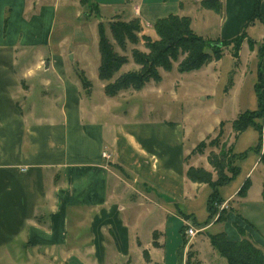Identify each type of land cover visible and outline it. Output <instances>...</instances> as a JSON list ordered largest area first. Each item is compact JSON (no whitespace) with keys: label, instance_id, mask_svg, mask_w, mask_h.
Returning <instances> with one entry per match:
<instances>
[{"label":"crops","instance_id":"crops-1","mask_svg":"<svg viewBox=\"0 0 264 264\" xmlns=\"http://www.w3.org/2000/svg\"><path fill=\"white\" fill-rule=\"evenodd\" d=\"M90 1L99 10L114 4ZM125 1L112 16L137 18L143 30L151 1ZM172 3V10H150L148 26L169 14L187 16L196 34L227 40L246 31L255 0H221L220 13L201 0ZM260 10L264 16V0ZM96 17L79 0H0V264H187L190 252L202 264H226L207 236L218 223L198 226L208 216L209 188L186 176L201 158L191 151L226 119L215 117L192 140L188 116L155 118L150 103L142 119L140 109L122 110L133 96L104 91ZM260 33L256 41L263 25ZM223 57L196 72L217 77ZM261 68L264 77V53ZM251 162L242 178L250 182L246 194L237 196L241 182L222 195L235 211L215 232L247 238L264 254V164L256 154ZM191 225L201 229L194 237L185 234ZM200 234L206 239L194 246Z\"/></svg>","mask_w":264,"mask_h":264},{"label":"rangeland","instance_id":"rangeland-1","mask_svg":"<svg viewBox=\"0 0 264 264\" xmlns=\"http://www.w3.org/2000/svg\"><path fill=\"white\" fill-rule=\"evenodd\" d=\"M92 1L95 2L94 0ZM101 1L114 3V4H111V6L103 5L102 8L99 10V5L98 3L95 2L98 5V10H99V14L97 15L96 18L98 19L100 17L101 22L104 23L107 31V35L109 36V39L113 44V48L117 53V55L126 60V62L123 64L120 70L115 72L111 80L113 81L115 78H117L118 76L124 73H127L129 71L140 70L141 67L133 60L132 53L135 51L138 54L140 53L147 54L148 51L145 48V44L150 40L152 41L157 39L155 32L151 31L152 24L148 26L150 22H152L153 20V14L152 11L150 10L156 12L165 11L167 9L172 10L175 3H172L173 0H149L151 2L147 3L148 5H145L144 7V10L149 11V14L146 17L141 16L142 18L141 20L147 22V23L143 22L145 23V26H143L144 29L142 31L139 30L138 32L135 33L134 41L130 42L129 40L126 39L123 45H121L120 47L112 39L111 35H109L108 26L112 22L117 20L124 21L123 19H120L122 18V16L117 17L112 15L116 14L118 8L121 7L120 4L125 3L126 1L125 0H101ZM127 1L129 2V5L131 2L133 3V0H127ZM87 9H88L87 6H83V10H87ZM125 9L126 8H124V10ZM86 14L87 13L84 12V14L82 15L83 20L87 18ZM85 21L87 20L85 19ZM73 22L74 23H71V25L77 24L76 22L78 21L73 20ZM254 22H255L254 26H252L253 24L251 23L246 27L245 30L247 31V34L240 41L241 44L237 51V56L232 55V51H234L233 44H229L222 48V56L224 57L222 61L219 63V65H217L218 66L217 77H213L214 75L210 73L209 78H207L206 74L208 72H204L205 69L197 72L196 70H192L188 72H179L177 69V65L183 58V56L179 55L177 61H175L176 67L172 66L170 71H165L159 68L160 74L163 77V81L160 84L161 90H157L160 92H156L155 88L158 86H155L153 84L154 83L153 80H149L150 82L148 83L147 86L149 88L144 90L145 92L137 93L140 89L136 91L130 87L124 89L126 90L125 92H123V89L122 90L115 89L116 92L114 96L116 97L126 99L133 96L132 100H130L129 102L131 106L127 102V103H122L121 108L122 110H129L132 107L135 109H140L139 113L137 114L138 118L142 119L146 115L145 108H148L149 106V105L145 106L147 103H150L152 105L149 108H154L153 116L155 118H161V117L163 118V115L164 116L166 115L167 117L165 118L171 117L172 120H176L177 118H180L179 116H183V115L188 116L189 118H187V120H189V125L192 127L193 130L190 137V139L192 140L196 139V136L199 133V131L205 130L207 128V125L215 117L221 118L223 120L226 119V121L223 122V125L221 127L222 135L220 136L219 141L216 140L215 142L213 140H215L214 138H216L219 132L220 125L218 126V128L214 130L212 134H210L209 136L206 137V139L201 141L199 147L196 146V149L191 152V154L194 157H201L199 158V163L197 164V166H194V168H202L206 171H209L212 175V182H215L217 180V175L215 169L212 168L208 163L207 158L209 155L219 157V150L222 142H225L226 145L225 149L228 150L229 147H231V152L233 153L237 154L244 150L248 151V153L244 158H240V159L238 158L234 160L233 164L238 167L239 171L235 176H233V178L230 181H228L226 184L218 188L220 199H222V201L219 203L218 201L213 202L216 210L212 213L211 215L212 217L209 220V222L202 226H207L208 224L214 222L220 224L224 221V220L217 221L220 213L225 212L224 215L226 216V214L229 211L231 210L235 211V208H231L230 206L232 204L230 203L232 200L225 199L222 195L226 196L227 194L234 191L239 186V184H241L244 173L252 165L251 162L252 157L255 156L256 154L260 161V156L264 148V128H263L264 118L262 119V128L259 132H256L255 130L252 129H248L236 141H235L234 132L232 131L230 126L232 119H234L239 113H242L244 111L255 110L257 106L256 96L254 93V84L257 82L256 75H257L259 60L258 57L256 56L257 54L256 50L258 46L260 47L263 41L262 39L256 41V39H258V37L260 36L259 34H261L260 32L262 31V24L258 20H255ZM210 30L211 32L207 34L213 36L214 34L213 32H215L214 27L213 28L211 27ZM145 34L150 38L149 41L148 38L145 37ZM95 37H97V30L95 32ZM206 37L207 39L211 38L209 35ZM249 39L252 40L253 49H250L251 47H249V43L247 42ZM230 56L234 59V61L229 58ZM104 82L105 85L108 83L107 81ZM209 86L212 87L210 90H213L214 93L212 96H204L203 92L209 90L208 89ZM233 86H235L234 90L231 91L230 95L227 97L226 95L229 94V90L233 89ZM262 92L264 93V91ZM223 101H227V104H224V107L226 106V108H224L219 112L217 110L216 111L217 113L215 114L209 113L210 108L212 109L221 108V103ZM182 106H184L183 109ZM133 108L132 110H134ZM167 109L170 112H167L166 111ZM169 113L170 114L172 113L171 116L169 115ZM128 117L130 118L131 116ZM204 165L206 166V168L203 167ZM225 169L227 168L225 167ZM258 169H255L253 171V179L258 178L260 180ZM224 172L226 173V175H230L227 172V170H225ZM243 183H250L249 179L246 178L242 182V184ZM206 186L209 188V194H210L211 188L207 184ZM253 189L256 192L257 189L256 184L254 185ZM255 192H252V194ZM237 196H243V195L237 192ZM198 199H200V197H198ZM225 202L227 203L226 204L227 207L226 208L221 207V205L224 204ZM197 208H198L197 211L198 214L200 212V209L199 207ZM232 213L234 214V212ZM218 224H216L211 230H215V231L218 230L217 229L219 226ZM199 230L200 229L197 228L198 232ZM215 231H212L210 233L211 234L217 233ZM196 239L198 242L194 246H197L199 243H201L202 241L201 239H206L205 234L198 235ZM192 253L193 252L189 253L191 254L190 260L192 262L197 261L200 264H202L200 260L197 259V257H195L194 254Z\"/></svg>","mask_w":264,"mask_h":264},{"label":"trees","instance_id":"trees-1","mask_svg":"<svg viewBox=\"0 0 264 264\" xmlns=\"http://www.w3.org/2000/svg\"><path fill=\"white\" fill-rule=\"evenodd\" d=\"M261 1L255 0L253 12L246 20L244 28L253 23L255 19H258L263 25L264 32V16L260 10ZM79 2L82 6H87L89 11H95L96 15L99 14L97 4L92 3L90 0H79ZM200 5L205 9L215 10L217 13H220L222 8L221 0H201ZM108 27L109 35H111L112 39L120 47L126 39L130 42L134 41L135 33L139 30L142 31V27L137 18L129 21L117 20L112 22ZM152 28L157 39L151 41L145 34L148 41L150 40L145 44L148 53L138 54L135 51L132 53L133 60L141 67L140 70L129 71L111 81L115 72L120 70L126 60L119 57L115 52L113 44L107 35L104 23L99 22L97 24L98 50L100 55L98 76L101 80L108 82L104 87V91L108 96H114L116 90H124L129 87L134 90H139L149 80L155 82L160 81L158 69L161 68L165 71H170L173 62L177 61L179 55L183 56L177 65L179 72L198 70L212 60H219L222 56V48L229 44H233L234 47L232 55L237 56V51L241 44L240 41L247 34L243 30L239 35L231 39H207L196 34L191 29L189 17L174 14H169L164 18L156 20L152 24ZM262 41L263 43L256 50V56L259 60L256 75L257 82L254 84L257 106L255 110L239 113L232 120L231 129L235 137L248 128H252L256 132H259L262 128V119L264 118V93L262 92L264 91V77L261 60L264 53V36ZM247 42L249 43V47H251L250 49H253L252 40L249 39ZM80 76L82 82L87 84V80L82 75ZM219 125V132L216 138H214L215 140H213L215 142L216 140L219 141L222 135L221 127L223 122H220ZM200 144L201 142L196 146L199 147ZM196 146L192 151L196 149ZM225 147V142H222L219 157L209 155L207 158L210 166L216 171L217 180L215 182H212L211 173L202 168L189 167L186 171V176L189 180L197 183H205L211 188V192L207 197V219L203 223H198V226L207 224L211 219L212 213L216 210L213 202L218 201L219 203L222 201L218 188L226 184L238 173L239 169L233 164L234 160L244 158L248 153L247 150H244L236 154L231 152V147L228 150ZM260 161L264 164V148L260 156ZM225 170L230 175H226ZM248 187L249 183H243L238 193L244 195ZM224 214L225 212L220 213L217 221L225 220ZM208 239L211 247L225 259L226 264H264L263 252L247 238L232 241L227 239L224 232H217L208 234ZM190 259L191 254L188 255L187 264H200L197 261L192 262Z\"/></svg>","mask_w":264,"mask_h":264},{"label":"built area","instance_id":"built-area-1","mask_svg":"<svg viewBox=\"0 0 264 264\" xmlns=\"http://www.w3.org/2000/svg\"><path fill=\"white\" fill-rule=\"evenodd\" d=\"M102 155H103V157H106V158L109 157V156L107 155L106 152H103ZM226 204H227V203L225 202L224 204L221 205V207L226 208V207H227ZM200 230H201V229H200ZM200 230H199V231H200ZM197 232H198L197 229L194 228V227H192V226H189V227H187V228L185 229V234H186L188 237H194V236L197 234Z\"/></svg>","mask_w":264,"mask_h":264}]
</instances>
